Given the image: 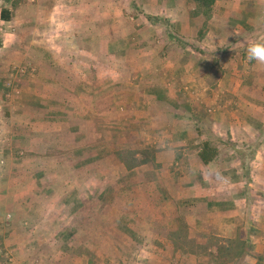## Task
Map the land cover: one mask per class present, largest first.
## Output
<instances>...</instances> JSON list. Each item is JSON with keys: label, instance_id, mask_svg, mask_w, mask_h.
I'll return each instance as SVG.
<instances>
[{"label": "crops", "instance_id": "obj_1", "mask_svg": "<svg viewBox=\"0 0 264 264\" xmlns=\"http://www.w3.org/2000/svg\"><path fill=\"white\" fill-rule=\"evenodd\" d=\"M187 2L0 0V73L5 70L25 71L34 66L31 69L35 73H30L27 79H20L21 82L14 87L15 104L22 112L16 117L20 129L25 126L23 123L31 121L56 122L63 118L60 114L63 110H55L53 106L68 105L69 96H77L82 103L88 84L99 82L88 75L102 78L101 43L104 40L114 42L120 35L131 36L129 40L139 43V48L131 49L126 55L133 65L128 68L130 80L126 85L130 93L124 100L123 94L119 100L113 99L116 110L111 115L133 126H142L135 135L141 136L146 143L154 140L157 149L154 158L131 169L120 159L121 163L114 165L129 175L123 179L118 175L112 181L114 186L121 187L119 190L125 197L124 212L118 213L116 226L112 229L119 233L149 235L147 224L153 219L154 223L158 222L169 230L168 236H160L154 245L149 240L144 241V245L148 242L149 249L155 250L157 243L165 248L182 250L184 246L177 237L174 236V240L169 237L180 230L190 233L195 230L197 236L205 237L203 243L209 252L207 256L189 254L176 258L174 264H260L264 262V129L261 126L264 99L242 95V89L248 84L242 76L254 72L260 77L262 65L255 64L246 69L230 67L227 60L236 57L237 52L227 51L224 47L225 39L232 33L229 25L215 24L203 14H192ZM216 2L214 10L219 9L218 0ZM135 4H142L151 16H157L159 11L167 16L173 15L168 18L170 22L179 27L183 35L190 34L195 40L190 45L182 41L186 47L180 45L177 53L171 49L156 50V43L147 39L150 26L154 24L148 17L140 21L142 27L136 30L139 36L132 27L124 28L120 33L118 29L123 19L119 10L123 13L125 9L136 7ZM239 8L249 19L240 24L237 21V31L234 32L250 35V40L259 38L254 37L255 32L264 38L261 30L251 32L252 27L264 24L261 8ZM3 9L9 11L10 18H1ZM105 26L110 30H104ZM106 35L109 39H103ZM181 38L189 40L188 37ZM75 41L80 46L77 49L66 47L63 53L65 63L60 66L57 52L62 46L59 44L71 45ZM86 42L96 43L93 51L84 52ZM114 51L116 54L111 57L122 58L117 55L118 50ZM88 54L93 60L88 61ZM160 58L167 59L166 63L163 61L162 66L155 68L152 64ZM173 58L179 61L171 65L168 62ZM119 70L114 71V76L118 75L115 83L120 82L122 69ZM250 83L253 88L257 84L261 88L256 80ZM185 90L190 94L187 99L183 93ZM1 92L4 90L0 89ZM245 97L248 99L242 100ZM131 107L132 111L129 110ZM139 108L140 113H135ZM152 109L155 110L150 112ZM251 123L259 126L251 131ZM206 142L217 152L208 163L200 157ZM113 155L116 157L115 149ZM141 155L138 151L137 157L141 158ZM36 183L44 186L42 181ZM45 185L52 186L50 183ZM79 185L85 188L86 180H80ZM19 193L18 188L12 194L9 192L8 200L22 201L20 198L26 193ZM186 201L193 202V205L186 206ZM141 202L142 209L137 208L135 203L140 207ZM152 232L164 234L154 229ZM234 240L239 241L240 254L219 261L214 259L212 253L216 252L217 243L227 247ZM150 263L168 264V259L160 256L156 262L149 257L147 264Z\"/></svg>", "mask_w": 264, "mask_h": 264}, {"label": "rangeland", "instance_id": "obj_2", "mask_svg": "<svg viewBox=\"0 0 264 264\" xmlns=\"http://www.w3.org/2000/svg\"><path fill=\"white\" fill-rule=\"evenodd\" d=\"M136 1L142 2V0ZM218 2L219 9L214 10L213 6V11L207 18H211L215 24L223 22L229 25L232 33L228 39H225L227 41L225 45L224 42L222 43L227 51H236L237 56L229 58L227 64L230 67L237 66L239 69H246L255 64L258 66L255 61L247 60L244 41H249L250 35L245 36L234 31H237V21L240 24L249 19V16L240 11L241 6L247 9L260 7L264 23V0H218ZM187 3L191 7V13L195 14L197 9L194 3L191 0ZM135 6L129 10L125 9L123 13L119 10L123 19L118 29L120 33L128 27H132L136 32L142 27L140 21L148 17L154 24L150 26V36H147V39L156 43L154 46L156 50L171 49L177 53L180 45L185 48L184 43L190 45L192 40H195V37L190 34L183 35L179 27L170 22L168 18L174 17L173 15L167 16L165 12L159 11L160 14L157 16H151L145 8H142V4L139 6L135 4ZM225 19L231 21L230 24ZM255 29L261 30L264 35V24L258 28L252 27L251 32H255ZM104 30L109 31L110 27L105 26ZM257 33H254V37L260 38L261 36ZM137 35L139 36L138 33ZM163 37L164 40H162ZM181 37H188L189 40ZM105 38L109 39V36L106 35L103 39ZM130 38L120 35L114 42L104 40L101 43L100 50L103 56L99 60L104 73L101 74L102 78H98L99 75L97 78H94L92 74L88 76L92 77L93 81L94 79L101 81L102 84L101 82L95 85L88 84L86 97L83 98L82 103L77 96L74 98L69 96L66 100L68 105L61 108L53 106L55 110L56 108L63 110L60 112L63 114L61 120H65L62 121L42 123L31 121L23 123L25 126L20 129L16 117L22 112L15 104L14 87L19 81L21 82L20 79H27L30 73H35L31 69L34 66H30L25 71L5 70L0 73V89L4 90V93H0V264H147L149 257L158 262L160 256L168 259V264H174L176 258L181 259L185 255L196 253L200 254L199 256H207L209 254L203 243L205 237L197 236L195 230L191 232L192 234L189 231L180 230V233L176 235H169L172 240L175 239L174 236L177 237L184 246L182 250L165 248L158 243L156 250L149 249L150 243L145 242L144 245V241L149 240L154 245V241H158L160 236L167 237L169 231L158 222L154 223L153 219L149 220V225L147 224V227H150L149 235L119 233L112 229L116 226L115 218L119 216L118 213L124 212L125 198L119 190L121 187L114 186L112 181L118 175L120 179L127 178L129 175L121 168H114L116 163H121L117 155L114 157V149L129 151L128 158H130V151L138 149L142 153L141 158L148 159L154 158L157 149L153 144L154 140L152 142L147 140V144L141 136L135 135L142 126H133L111 115V112L116 110V106L112 103L113 99L119 100L120 95L123 94L122 100H124L130 93L126 85L130 80L128 68L133 65L126 55L131 49L139 48V43H135V40L130 41ZM213 41L216 42V40ZM1 42L0 36V46ZM95 44V42L92 44L86 42L84 52L93 51ZM59 45L62 46L60 50L57 49L61 66L65 63L63 59L65 48L77 49L80 44L75 41L71 45L68 43ZM19 49H21L20 46ZM114 49L118 50L117 55L122 58L111 57L115 53ZM89 56L88 54V61L93 60ZM175 58L168 63L171 65L177 63L179 60ZM166 60L155 59L152 65L155 68L160 67L164 62L166 63ZM25 66L29 67V65ZM119 69L121 70L120 82L115 83L118 75L114 76V71ZM242 78L248 83L242 89V95H256L264 99V65H262L260 77L259 74L250 72ZM255 80L261 84V88L258 84L254 88L251 87L250 82ZM118 85L121 87H117ZM93 86H100V88L94 89ZM183 93L186 94V99L190 96L187 90ZM246 99L248 98H242V100ZM129 110L132 111L133 107ZM135 113H140V108ZM256 126L259 124L251 123V131H254ZM261 126L264 129V122ZM136 146L142 148H135ZM37 180L42 181L44 186H38L40 184L36 183ZM80 180H86L85 188L80 187ZM48 183L52 186L45 185ZM16 188L20 190L19 194H26H22L20 198L22 201H9L8 193L12 194ZM68 194H71L70 197ZM135 205L142 209L143 203L141 202L140 207L138 203ZM185 205L192 206L193 202L186 201ZM114 211L115 213L112 214ZM152 229L164 234L157 235L152 232ZM238 240L232 242L233 251L225 252L230 255L239 253ZM218 246L222 244L217 243L216 247Z\"/></svg>", "mask_w": 264, "mask_h": 264}, {"label": "trees", "instance_id": "obj_3", "mask_svg": "<svg viewBox=\"0 0 264 264\" xmlns=\"http://www.w3.org/2000/svg\"><path fill=\"white\" fill-rule=\"evenodd\" d=\"M197 11L195 12L196 15L203 14L204 16H210L212 13L213 6L216 3V0H191ZM9 11L6 9H3L1 12V18L8 19L10 16L8 15ZM129 151H116V155L119 157V159L124 162V164L131 169L132 167L138 166L143 164V162L148 161V158H139L137 157L138 151H130V158L127 157V153ZM217 155L216 149L212 147V145L209 142H206L203 145V148L200 152V157L204 163L210 162L212 159H214ZM225 250L233 251V243H230L229 246H218L215 254L214 259H217V261L224 259V257L231 255L228 252H225ZM213 254V253H212ZM236 254H240L236 253ZM234 254V255H236ZM233 255V256H234Z\"/></svg>", "mask_w": 264, "mask_h": 264}, {"label": "clouds", "instance_id": "obj_4", "mask_svg": "<svg viewBox=\"0 0 264 264\" xmlns=\"http://www.w3.org/2000/svg\"><path fill=\"white\" fill-rule=\"evenodd\" d=\"M244 44L247 60L264 65V38H253L249 41H244Z\"/></svg>", "mask_w": 264, "mask_h": 264}]
</instances>
